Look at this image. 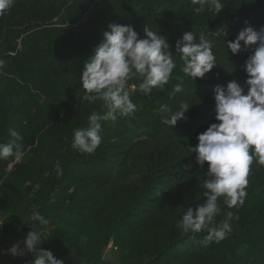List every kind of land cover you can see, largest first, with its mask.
I'll list each match as a JSON object with an SVG mask.
<instances>
[{
    "label": "trees",
    "instance_id": "1",
    "mask_svg": "<svg viewBox=\"0 0 264 264\" xmlns=\"http://www.w3.org/2000/svg\"><path fill=\"white\" fill-rule=\"evenodd\" d=\"M222 3L218 14L207 7L197 14L191 0H15L0 16V142L15 129L25 146L21 160H0V264L33 259L7 253L17 243L24 247L33 211L48 220L34 224L48 237L40 247L64 264H264V166L255 160L244 204L229 208L218 198L217 223L233 213L224 240L205 243L206 232L182 234L176 227L188 206L205 199L208 162L197 164L189 147L218 122L214 87L237 80L247 92L243 66L251 50L232 54L226 41L246 26H264V0ZM110 23L130 24L140 37L146 25L165 35L177 66L164 89L149 96L136 90L142 78L129 80L138 110L102 122L100 146L79 153L71 146L73 130L86 127L93 111H106L102 100L85 99L80 75ZM188 31L213 41L217 60L196 81L181 71L175 48ZM177 83L184 90L173 97ZM181 101L192 104L187 120L162 123L159 107L175 111ZM123 173L133 178L112 183Z\"/></svg>",
    "mask_w": 264,
    "mask_h": 264
},
{
    "label": "clouds",
    "instance_id": "2",
    "mask_svg": "<svg viewBox=\"0 0 264 264\" xmlns=\"http://www.w3.org/2000/svg\"><path fill=\"white\" fill-rule=\"evenodd\" d=\"M191 3L199 5L194 8L197 14L206 7L218 14L225 7L222 0H191ZM14 4L15 0H0V16L5 15ZM108 29L103 32V40L95 47L80 75L86 91L85 99L90 102L102 100L106 111L103 114L93 111L86 127L73 130L71 146L79 153L90 154L100 146L102 122L115 121L118 116H130L138 110L130 98L129 80L142 78L136 90L149 96L153 90L164 89L177 66L166 36L157 34L149 26L143 27V37L130 24L110 23ZM226 44L232 54H238L242 47L251 50L243 66L247 73L244 82L247 92L237 80L229 81L226 87H214L215 120L218 122L211 123L198 134V144L189 147V153L196 154L197 164L203 167L208 162L207 179L202 185L206 189L203 192L205 199L195 207L188 206L176 225L182 234L206 232L205 243H219L232 231V212L217 223L216 217L221 214L218 198L223 197L229 208L242 206L247 196L248 175L253 161L264 166V26L258 30L246 26L235 40H227ZM175 48L182 61L181 71L194 81L204 78L217 64L213 53L214 42L203 35L197 38L193 31L185 32L176 41ZM4 63L0 60V69H3ZM183 90L182 83H177L171 96ZM190 105L181 101L177 110L173 111L169 105L162 104L159 107L161 122L171 127L179 120H187L185 112ZM9 134V141L0 142V160L14 158L19 161L25 155L24 137L15 129H9ZM54 170L58 176L63 174L59 163ZM30 219L32 230L24 237V247L17 243L7 253L12 257L31 253V264H64L52 251L40 247L48 237L34 224L47 225L48 220L39 211H33ZM3 224L0 223V227Z\"/></svg>",
    "mask_w": 264,
    "mask_h": 264
},
{
    "label": "rangeland",
    "instance_id": "3",
    "mask_svg": "<svg viewBox=\"0 0 264 264\" xmlns=\"http://www.w3.org/2000/svg\"><path fill=\"white\" fill-rule=\"evenodd\" d=\"M133 176L128 174V173H123L122 175H119V174H116L112 177V183H116L117 180H120V181H126V180H130L132 179ZM2 217L4 218V215L3 214H0V221L3 220ZM114 248V245H113V241L111 240L110 243L108 244V249L111 250ZM110 256V257H109ZM108 257L111 259V260H115V259H112V255H109ZM28 261V260H27Z\"/></svg>",
    "mask_w": 264,
    "mask_h": 264
},
{
    "label": "built area",
    "instance_id": "4",
    "mask_svg": "<svg viewBox=\"0 0 264 264\" xmlns=\"http://www.w3.org/2000/svg\"><path fill=\"white\" fill-rule=\"evenodd\" d=\"M127 88H128V90H134L135 89V85H130V84H128L127 83ZM31 259L30 258H28V261H27V264H31Z\"/></svg>",
    "mask_w": 264,
    "mask_h": 264
},
{
    "label": "crops",
    "instance_id": "5",
    "mask_svg": "<svg viewBox=\"0 0 264 264\" xmlns=\"http://www.w3.org/2000/svg\"><path fill=\"white\" fill-rule=\"evenodd\" d=\"M0 214H2V212H0ZM2 219H3V217H2ZM2 222V220L0 221V223Z\"/></svg>",
    "mask_w": 264,
    "mask_h": 264
}]
</instances>
